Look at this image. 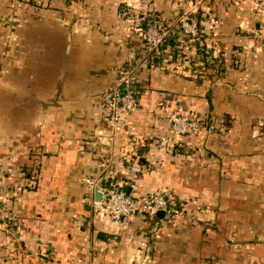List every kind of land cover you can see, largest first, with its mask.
Segmentation results:
<instances>
[{
    "label": "crops",
    "instance_id": "crops-1",
    "mask_svg": "<svg viewBox=\"0 0 264 264\" xmlns=\"http://www.w3.org/2000/svg\"><path fill=\"white\" fill-rule=\"evenodd\" d=\"M123 2L0 0V264H264V9L142 0L178 35L156 63ZM126 67L140 91L115 125L102 93ZM185 111L202 127L175 143ZM110 180L179 210L120 225L90 203Z\"/></svg>",
    "mask_w": 264,
    "mask_h": 264
},
{
    "label": "built area",
    "instance_id": "built-area-1",
    "mask_svg": "<svg viewBox=\"0 0 264 264\" xmlns=\"http://www.w3.org/2000/svg\"><path fill=\"white\" fill-rule=\"evenodd\" d=\"M257 4L258 8L264 9V0H250ZM117 16L120 20L139 22L138 34L143 40L152 61L159 62L160 56L165 52L175 54L177 37L164 22L160 13L155 8L149 7L142 0H124L121 3ZM180 30L189 36L200 35L198 21L185 10L177 17ZM131 67H126L118 76L113 85L102 93V106L104 115L112 124L121 125L127 121L129 115L135 109L140 88L131 77ZM169 130L174 136L173 142L178 143V137L182 135H195L200 131L202 125L198 117L185 111L182 113H171L167 117ZM162 142L167 137H161ZM33 168L34 173L38 171L39 164ZM92 185V184H91ZM104 197L101 203H90L98 212L105 213L114 222L126 225L132 213L137 210L158 215L163 211V216L169 217L179 210L162 189H155L143 197L139 202L130 192H127L120 183L113 180L107 181L101 186ZM0 206V217H4Z\"/></svg>",
    "mask_w": 264,
    "mask_h": 264
},
{
    "label": "water",
    "instance_id": "water-1",
    "mask_svg": "<svg viewBox=\"0 0 264 264\" xmlns=\"http://www.w3.org/2000/svg\"><path fill=\"white\" fill-rule=\"evenodd\" d=\"M104 197V191L101 186L95 185L94 187V202L95 203H101L102 199ZM159 216H163V211H158Z\"/></svg>",
    "mask_w": 264,
    "mask_h": 264
},
{
    "label": "trees",
    "instance_id": "trees-1",
    "mask_svg": "<svg viewBox=\"0 0 264 264\" xmlns=\"http://www.w3.org/2000/svg\"><path fill=\"white\" fill-rule=\"evenodd\" d=\"M226 127H227V124H226ZM176 206H178V205H176Z\"/></svg>",
    "mask_w": 264,
    "mask_h": 264
}]
</instances>
